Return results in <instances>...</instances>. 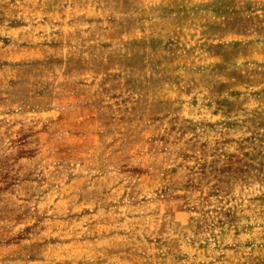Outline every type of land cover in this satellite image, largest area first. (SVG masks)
<instances>
[{
  "label": "rangeland",
  "instance_id": "obj_1",
  "mask_svg": "<svg viewBox=\"0 0 264 264\" xmlns=\"http://www.w3.org/2000/svg\"><path fill=\"white\" fill-rule=\"evenodd\" d=\"M0 264H264V0H0Z\"/></svg>",
  "mask_w": 264,
  "mask_h": 264
}]
</instances>
